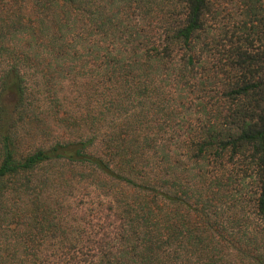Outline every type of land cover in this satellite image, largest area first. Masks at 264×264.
<instances>
[{"label":"trees","instance_id":"trees-1","mask_svg":"<svg viewBox=\"0 0 264 264\" xmlns=\"http://www.w3.org/2000/svg\"><path fill=\"white\" fill-rule=\"evenodd\" d=\"M0 264H264V0H0Z\"/></svg>","mask_w":264,"mask_h":264},{"label":"rangeland","instance_id":"rangeland-1","mask_svg":"<svg viewBox=\"0 0 264 264\" xmlns=\"http://www.w3.org/2000/svg\"><path fill=\"white\" fill-rule=\"evenodd\" d=\"M233 6V5H232ZM237 8V7H236Z\"/></svg>","mask_w":264,"mask_h":264}]
</instances>
